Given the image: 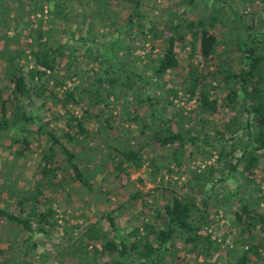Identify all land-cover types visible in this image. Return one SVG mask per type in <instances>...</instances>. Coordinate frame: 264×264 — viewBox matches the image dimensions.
<instances>
[{"label": "rangeland", "instance_id": "rangeland-1", "mask_svg": "<svg viewBox=\"0 0 264 264\" xmlns=\"http://www.w3.org/2000/svg\"><path fill=\"white\" fill-rule=\"evenodd\" d=\"M232 1L263 40L264 57V0ZM136 2L0 0V120L3 105L6 118L19 105L18 112L31 117L0 132V209L22 218L33 209H52L57 222L45 231L35 223L30 233L0 218V264H114L119 253L104 250L105 244L149 239L157 245V233L166 228L165 207L175 198L198 208L200 234L212 245L187 243L178 233L157 264H238L246 251L248 264H264L261 220L249 229L237 217L242 203L264 216V155L249 142L252 99L232 77L247 69L238 24L222 0H141L137 15ZM214 9H222L216 13L221 21L210 26ZM202 25L219 40L210 59L196 51L194 34ZM175 26L185 36L176 48L179 66L159 76L155 68ZM38 50H57L55 70L43 76L34 71L41 70L32 57ZM11 64L28 84L19 100ZM260 71L263 87L264 63ZM232 89L238 101L228 106ZM96 91L104 104L97 103ZM202 92L218 101L216 113L203 109ZM43 129L75 155L94 192L73 179ZM170 130L196 140L179 149L154 139ZM23 138L30 146L25 151L15 142ZM124 150L139 152L144 163L119 177L115 160ZM130 261L152 264L137 253L123 262Z\"/></svg>", "mask_w": 264, "mask_h": 264}, {"label": "trees", "instance_id": "trees-1", "mask_svg": "<svg viewBox=\"0 0 264 264\" xmlns=\"http://www.w3.org/2000/svg\"><path fill=\"white\" fill-rule=\"evenodd\" d=\"M135 10L134 14L139 13V6L141 0H134ZM195 1V0H192ZM222 3L226 7H229L228 12L236 20L238 30L240 29L241 34H239V47L245 52L246 67L240 74H234L232 77L237 78L241 83L243 93L245 97H250L252 99L250 105V114H254V123L249 127V142L250 146L254 147L255 150L262 152L264 155V86L261 87L262 75L260 68L264 63V57L259 54L261 53L260 49L263 45V40L258 38V34H252L254 29L253 26L248 24L242 16L238 15V12L235 10V3L232 0H222ZM222 9H214V14L210 16L212 22L210 26H215V24L220 20L218 12H221ZM60 15L66 17L64 10L59 12ZM193 27V24L191 28ZM195 27V26H194ZM193 27V28H194ZM202 29L196 32L194 35L197 39L198 47L196 51L205 58L210 59L215 52V49L219 43L217 35L212 33L205 26H201ZM185 39L183 34H180L179 26H175L171 29L170 37L168 38L166 50L163 58L160 60L159 65L155 68L156 74L159 76L166 75L169 71L177 68L179 66V61L176 54L177 45ZM250 41V42H249ZM57 50L45 51L38 50L37 52H32V57L35 61V66L41 70H34L38 73L39 76H43L48 71H53L57 65ZM12 68V64L9 66ZM20 69L12 68L11 74L14 82L15 98L19 100V97H25L29 93L28 84L26 77L23 76ZM200 85V81L196 82L191 90L192 95L195 94L197 88ZM96 99L98 104H104V100L101 99V96L98 95L99 92L96 91ZM70 101L75 103L77 99L75 94L70 93ZM199 101L206 112L216 113L219 110L218 101L210 98L206 92H202L199 96ZM238 101V92L235 89H232L228 93V106H232ZM17 103H19L17 101ZM19 105V104H17ZM107 105V104H106ZM21 106L16 107L14 116L12 119L6 118L8 115V109L5 105L2 106V111L5 116L4 119L0 120V132L8 131L10 128H14L21 125H26L31 121V117L25 113H20ZM86 115L89 112L84 109ZM138 117L135 116L134 120H137ZM77 126L81 133H87L85 127L81 120H77ZM43 132L50 139L52 143V148H57L64 155L68 167L71 170L73 179L78 182L82 187H84L89 192H94L91 183L86 179L82 169L78 165L75 159V155L61 142V140L52 132L43 129ZM154 139L162 146L167 145H178L179 149H182L187 143L193 142L196 139L190 138L186 139L183 134L174 133L171 130L166 136H161L156 133ZM16 143H21L23 150H28L30 148L29 142L23 138L20 140H15ZM20 152L21 154L23 153ZM53 150V149H52ZM118 160L116 161V172L120 177L123 174L129 175V169L134 167L135 169H141L143 167V160L139 152L133 150H124L118 151ZM47 167V166H46ZM46 172H52L48 168H45ZM198 209L193 203L183 201L180 198H175L172 205L165 207L166 215V228L157 233V245L150 242L149 239H143L144 241H135L131 244L121 241L119 246H116L113 242H107L104 246V250L109 252H118L120 260L114 264H134V262H123L129 259L130 256L135 253L144 257L147 261H151L152 264H157V261L163 260L164 256L169 251L165 245L173 239L176 234L185 236L186 242L190 244H196L204 246L203 242H207L212 245L210 236L204 237L200 234L202 226L197 224V221L194 217V211ZM54 210L50 209L47 212L38 213L36 209H33L27 217H20L19 215L12 214L8 211L0 209V218H4L12 224L20 225L27 232H34L35 223L40 227L39 229L45 231L46 227H54L57 222L54 221ZM237 217L240 221L250 229V223L255 225L256 221L261 220L262 229L264 230V216L257 214L254 210L246 203H242L241 208L237 214ZM108 221L110 225L114 226V220L111 215L108 216ZM147 228L152 229L151 226L145 225ZM257 251L259 248L254 247ZM249 253L248 251L239 259L238 264H248L249 263ZM154 258V259H153Z\"/></svg>", "mask_w": 264, "mask_h": 264}]
</instances>
